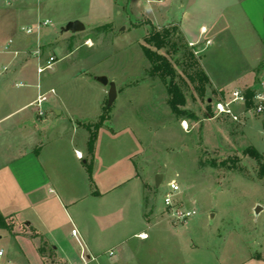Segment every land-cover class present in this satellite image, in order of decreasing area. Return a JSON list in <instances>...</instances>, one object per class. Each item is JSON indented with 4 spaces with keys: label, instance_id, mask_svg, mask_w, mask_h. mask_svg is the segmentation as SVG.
I'll use <instances>...</instances> for the list:
<instances>
[{
    "label": "rangeland",
    "instance_id": "obj_1",
    "mask_svg": "<svg viewBox=\"0 0 264 264\" xmlns=\"http://www.w3.org/2000/svg\"><path fill=\"white\" fill-rule=\"evenodd\" d=\"M232 1L51 0L43 6L44 14L50 16L52 23L41 25L39 35L36 32L32 35L39 37L43 44V59L56 56L54 66L40 77L45 92L51 87L56 90L45 102V112L49 106L51 119H56L54 108H64L61 120L55 124L49 121L48 131L42 137L72 140V150L77 147L86 152L92 133L85 124L97 122L108 104L109 85L98 80L105 75L116 82L118 94L109 107L110 119L98 131L96 172L109 182L112 173L126 176V168L136 169L142 182L148 184L147 194L157 213H166L168 223L164 198L171 191L169 182L173 179L181 188L174 196L176 203L197 209L198 215L187 224H173V230L165 231L164 238L160 236L167 242L158 245L160 250L163 248L161 254L173 264L181 261L178 258L183 252L187 264H238L249 256L264 255V178L259 176L257 160L243 153L252 145L264 155V113H247L242 105H234L239 116V120H234L229 115L217 114L213 104L221 98L230 99L234 88L243 91L247 87L255 88L264 76V69L258 72L246 61L248 56L243 49H254L257 38L241 9L243 4L255 17L257 30L254 31L261 33L264 32V19H260L264 3L241 0L244 2L241 6L229 8L219 21L220 24L230 22L229 30L210 41L212 27L209 34L191 42L181 26L186 11L196 28L203 22L209 25L213 22L212 12L210 9L206 12L205 7L216 3L220 8ZM68 15L84 16L86 30L66 31L67 22L61 23L57 18ZM146 19L158 28H177L173 38L177 51L170 45L163 52L168 51L172 57L177 80L187 97L188 114L184 117L172 111L167 83L155 75L152 63L144 54L143 46L148 45L145 36L151 28ZM36 25L27 20L18 21L6 40L14 38L15 33L25 35L23 26ZM3 49L0 48V69L5 56L1 54ZM31 64L36 75L37 61L32 60ZM201 70L210 77L204 94L195 88L199 84L196 73ZM209 98H212L210 106ZM8 108L0 97V110ZM73 124L78 127L74 132ZM3 139L0 138V151ZM110 145L115 147V154L110 153L112 160L107 158ZM236 156L239 160L235 163L232 159ZM224 160L226 165L221 163ZM79 163L83 165V160ZM157 173L164 176L159 187L155 185ZM120 180L118 177L117 182ZM257 206L262 207L259 213H256ZM8 221L11 223L9 234L24 230L15 218ZM177 235L184 239L185 245L191 243L196 248V261L190 251L177 250L171 239ZM10 241L4 234L0 237V247L6 253ZM14 246L17 245L12 238ZM110 257L108 252L104 253L105 260Z\"/></svg>",
    "mask_w": 264,
    "mask_h": 264
},
{
    "label": "crops",
    "instance_id": "obj_2",
    "mask_svg": "<svg viewBox=\"0 0 264 264\" xmlns=\"http://www.w3.org/2000/svg\"><path fill=\"white\" fill-rule=\"evenodd\" d=\"M46 1L51 0H0V48L4 47L1 54L5 55L1 64L8 67L0 76V97L9 105L7 110H0V138L5 140L0 151V215L7 221L15 218L18 225L24 228L16 235L9 234L11 228L2 229L0 237L4 234L11 240L7 257L16 264H173L161 254L163 248L160 250L158 245L167 243L162 239L163 234L175 227L170 219L169 223L165 219L166 213H157L147 194L148 184L142 182L136 169L126 168V176L112 173L108 182L96 172L99 140H96L92 153L88 140L84 152L77 147L72 150V140H45L42 137L48 131L47 123L59 122L64 114V108H54L58 117L51 119L47 106L45 115L40 116L31 104L38 93L44 91L41 75L37 72L34 75V64H31L32 60L38 64V59L31 52L39 45L42 49L43 44L39 42V37H32L33 34L15 33L14 38L8 40L6 35L18 21L23 20L36 23L35 27H26L35 28L39 35V24L47 19L51 21L50 16L44 14ZM261 2L264 3V0ZM242 3L241 0H233L220 8L216 3L210 8L205 7L206 12L210 9L213 13H210L213 22L209 25L200 23L197 28L193 25L191 14L186 11L181 18L182 31L189 41L195 42L212 29L210 41L229 30L230 22L220 24L219 21L229 8ZM241 9L257 30L253 22L255 17L243 4ZM82 17L68 15L57 19L68 23L76 19L82 21ZM260 19H264L263 13ZM254 30L252 34L257 38L256 47L243 50L248 56L246 61L257 69L264 57V32L256 33ZM10 40L12 44L8 51L5 46ZM20 82L25 85L18 87ZM71 127L73 132L78 129L74 124ZM114 148L110 145L107 152L110 160L113 159L110 155L115 154ZM77 151L82 152L83 157H78ZM129 157H132L131 154ZM81 160L83 165L79 163ZM118 177L122 179L119 182ZM75 228L77 235L72 233ZM12 238L17 245L14 248ZM171 239L178 251H190L193 254L191 258L196 259V248L191 243L185 245L184 239L178 235ZM106 252L111 259H104ZM82 255L86 257V263ZM185 256L184 252L181 253L178 264H187ZM238 264H264V255L249 256Z\"/></svg>",
    "mask_w": 264,
    "mask_h": 264
},
{
    "label": "trees",
    "instance_id": "obj_3",
    "mask_svg": "<svg viewBox=\"0 0 264 264\" xmlns=\"http://www.w3.org/2000/svg\"><path fill=\"white\" fill-rule=\"evenodd\" d=\"M148 23L151 25V28L148 30L147 35L145 36V41L148 45L143 46V51L145 56L152 63V69L155 75H158L163 81L167 83V91L169 94V104L172 111L179 117H184L187 115V97L186 94L177 80L178 74L173 62L172 57H170L168 51H164L168 46L173 45L174 51H177V43L173 41V38L176 35L177 28L173 27H163L158 28L152 21L146 19ZM192 58H195L193 52L190 53ZM197 61V60H196ZM264 69V59L257 67V71L261 72ZM199 84L195 85V88L199 93L204 94L206 90V85L210 83V77L206 71H199L196 73ZM259 80L256 84H258ZM246 95V108L250 109L253 106V95L254 88L247 87L245 89ZM212 102L209 103V106ZM209 109H211L209 107ZM110 119V108L107 106L104 108V111L100 117V119L95 123H86L85 127L91 131L92 137L89 142V149L93 153L95 148V143L98 137L99 129L106 125L108 120ZM245 155H248L257 160L259 163V176L264 178V155L254 146L250 145L243 150ZM235 163L236 160H239V157L236 156L232 159ZM223 165L227 164V161H221ZM234 163V164H235ZM11 224L6 218L0 215V230L1 229H10Z\"/></svg>",
    "mask_w": 264,
    "mask_h": 264
},
{
    "label": "built area",
    "instance_id": "obj_4",
    "mask_svg": "<svg viewBox=\"0 0 264 264\" xmlns=\"http://www.w3.org/2000/svg\"><path fill=\"white\" fill-rule=\"evenodd\" d=\"M51 21L49 19L44 20L39 24L40 25H48ZM25 33L27 35H31L35 32V28L33 27H25L23 28ZM12 40H10L7 45L5 46V50L10 51L11 49ZM32 55L38 59L37 64V73L39 75L43 74L46 70L51 69L55 62H56V56L55 55H49L46 59L42 58V49L41 45L37 46L36 49H34L32 52ZM8 69L7 66H3L2 69H0V76L6 72ZM25 83H18L17 86H24ZM40 87V85H39ZM56 90L54 88H51L49 91H40L36 97V99L31 103L34 105L38 110V115L44 116L45 115V109L44 104L46 101L49 100L51 94H55ZM214 109L217 114H226L231 116L234 120H239L238 114L234 110V105L237 106H243L244 110L248 113L250 111L257 113V114H263L264 113V78L260 79L256 87L254 88V95H253V106L250 109L246 108V95L245 91H243L240 88H234L231 92V98H221L219 100H216L214 103ZM186 123V120L183 121V124ZM184 126H186L184 124ZM78 157H83L82 152L77 151L76 152ZM169 187L171 191L167 192L164 198L165 202V208L167 211V214L170 218V220L173 222V224H185L187 223L191 218L198 215V211L196 208H187V207H181L179 206L176 201L174 200V196L177 192L180 191V185L177 182V180L173 179L169 182ZM73 235H77V229L72 230ZM111 254H113V251H111ZM84 263H86V257L84 255L81 256ZM0 264H15L11 259L7 257L6 250L2 247H0Z\"/></svg>",
    "mask_w": 264,
    "mask_h": 264
},
{
    "label": "water",
    "instance_id": "obj_5",
    "mask_svg": "<svg viewBox=\"0 0 264 264\" xmlns=\"http://www.w3.org/2000/svg\"><path fill=\"white\" fill-rule=\"evenodd\" d=\"M85 29H86L85 24L79 19L71 20L65 26L66 31H72V32H81V31H84ZM98 80L100 82L104 83L105 85H109L108 106L111 107L113 105L114 101L116 100L117 94H118L116 82L110 81L108 79V77L105 75L99 76ZM209 102H212V98H209ZM57 112L60 113V111H57ZM163 178H164V176L162 173L156 174V177H155L156 187H159L161 185ZM261 210H262L261 206L256 207V213H259Z\"/></svg>",
    "mask_w": 264,
    "mask_h": 264
}]
</instances>
